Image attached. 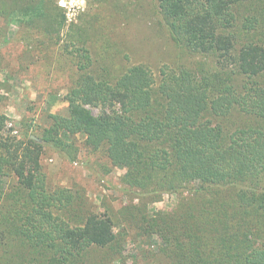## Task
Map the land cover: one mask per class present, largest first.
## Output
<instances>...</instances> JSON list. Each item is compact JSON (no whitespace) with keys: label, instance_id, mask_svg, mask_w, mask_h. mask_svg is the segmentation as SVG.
<instances>
[{"label":"rangeland","instance_id":"374dc122","mask_svg":"<svg viewBox=\"0 0 264 264\" xmlns=\"http://www.w3.org/2000/svg\"><path fill=\"white\" fill-rule=\"evenodd\" d=\"M75 3V10L69 12L58 0H0V116L4 117L0 150L5 151L7 142L12 150L19 148L20 154L25 148H39L34 150L38 166L33 171L28 167V171L34 182L41 177L52 193L59 191L56 201L39 197L38 202H29L26 213L16 214L4 199L13 186L19 187L15 184L17 168L10 151L8 156L0 155L4 160L0 189L5 192L0 199V264H50L49 243L69 251L65 264H180L174 246L166 245L162 233L166 226L177 230L183 223L198 224L212 245L221 223L229 226L232 235L248 231L247 221L260 226L264 213L261 218L249 212L248 217L234 196L236 189L185 181L173 153L169 154L173 160L169 175L160 172L152 179L144 175L131 184L128 169L111 165L102 151L89 148L84 133L73 136L59 131L72 145L68 156L48 143L46 131L69 119L72 102L98 118H128L130 130L147 123L146 113L130 109L131 95L117 83L128 67H145L156 90L167 68L192 60L213 67L202 55L179 60L180 51L157 14V0ZM201 3L211 6L207 0ZM263 7L264 0H255L253 8L241 9L240 18L250 19L248 28L250 23L261 25L255 19L260 21ZM240 26L236 31H241ZM229 42L222 41L218 53L230 64L235 60L225 51L230 49ZM235 46L232 57L240 54L241 46ZM86 75L103 82L106 99L75 93L81 87L80 78ZM233 121L242 124L234 116L217 123L229 131ZM139 136L145 143L154 141L144 128L133 137ZM168 147V143L160 144L161 151H170ZM258 173L264 185V174ZM144 185L155 188L151 191ZM33 230L53 238L43 248L36 247L29 238ZM258 242L263 243L262 239ZM210 258L216 263L214 253Z\"/></svg>","mask_w":264,"mask_h":264},{"label":"trees","instance_id":"16d2710c","mask_svg":"<svg viewBox=\"0 0 264 264\" xmlns=\"http://www.w3.org/2000/svg\"><path fill=\"white\" fill-rule=\"evenodd\" d=\"M157 1V14L180 51L179 60L202 55L213 67L192 60L191 64L180 63L174 69L167 68L162 71L158 90L145 67H128L120 73L117 83L131 95L130 109L146 113L147 123L130 130L128 118H98L72 102L69 119H64L62 126L56 124L48 129L46 140L55 150L68 156L72 145L61 138L59 131L62 129L73 136L84 133L89 148L102 151L111 165L128 169L131 184L144 175L146 179L160 172L169 175L173 172L169 154L173 153L175 165L185 181L203 187L230 186L237 190L234 196L248 217H251L249 212L264 213V185L257 177V172L264 174V7L260 21L255 19V23L261 22V25L256 27L250 23L251 28H248L250 19L242 20L240 13L247 6L253 8L255 0H207L211 4L209 8L202 0ZM239 23L241 31H236ZM224 40H230V49L225 51L230 59L234 58L235 63L230 64L236 66V70L229 68L228 59L218 53L223 49L220 44ZM235 45L241 46L238 57L231 56ZM79 82L81 87L76 94L107 98L103 82L97 81L94 75L82 76ZM233 116L242 124L233 121L234 127L229 131L224 124L217 123L221 118ZM0 121H4L3 116ZM143 128L151 133L152 143H145L140 136L133 137L142 133ZM163 142L169 144L170 151H161ZM4 148L0 155L8 156L10 151L13 166L17 168L15 184L19 187L13 186L4 199L15 213H26L29 202L36 203L39 197L56 201L59 191L52 193L51 188L41 182V177L34 182L28 171V167L33 171L38 166L34 150L39 148H25L23 154L19 148L12 150L8 142L4 143ZM20 158L22 161L16 162ZM3 170L4 160L0 159V179L4 176ZM144 188L152 191L155 187L144 185ZM3 194L4 190L0 189V199ZM68 197H65L66 202H69ZM222 224L213 245L198 224L183 223L182 229L177 230L166 226L162 233L166 245L176 249L180 264H264V221L258 227L247 221L249 229L242 235L229 234V226ZM55 230L61 232L58 227ZM29 238L36 247L43 248L53 235L33 230ZM260 239L263 243L259 245ZM49 248L53 254L50 264L66 263L65 254L69 251L55 243H49ZM212 252L216 263L211 262Z\"/></svg>","mask_w":264,"mask_h":264},{"label":"built area","instance_id":"2783aa9c","mask_svg":"<svg viewBox=\"0 0 264 264\" xmlns=\"http://www.w3.org/2000/svg\"><path fill=\"white\" fill-rule=\"evenodd\" d=\"M58 5L69 12L75 10V7L77 6L75 0H58Z\"/></svg>","mask_w":264,"mask_h":264}]
</instances>
